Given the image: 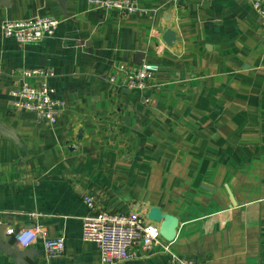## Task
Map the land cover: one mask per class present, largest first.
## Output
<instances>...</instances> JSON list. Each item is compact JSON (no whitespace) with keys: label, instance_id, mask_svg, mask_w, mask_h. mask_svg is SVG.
Wrapping results in <instances>:
<instances>
[{"label":"crops","instance_id":"1","mask_svg":"<svg viewBox=\"0 0 264 264\" xmlns=\"http://www.w3.org/2000/svg\"><path fill=\"white\" fill-rule=\"evenodd\" d=\"M137 7L143 15L121 17L87 0H0V24L58 20L38 44L0 35V264H100L80 237L86 197L106 213L176 218L174 240L161 242L178 257L264 264V29L248 0ZM142 63L158 71L129 90L118 68ZM19 67L53 70L55 125L10 108ZM34 225L64 238L62 255L9 234ZM168 252L120 264H164Z\"/></svg>","mask_w":264,"mask_h":264},{"label":"built area","instance_id":"2","mask_svg":"<svg viewBox=\"0 0 264 264\" xmlns=\"http://www.w3.org/2000/svg\"><path fill=\"white\" fill-rule=\"evenodd\" d=\"M251 10L264 29V0H248ZM93 10L116 11L121 17L141 16L144 11L137 7V0H87ZM58 20L50 17H34L16 21H3L0 24V35L3 39L13 40L17 45L38 44L45 38L53 37ZM128 81V89L142 92L153 73L158 71L154 64L142 63L138 66L122 65L118 68ZM54 75L48 68L19 67L12 71L13 79L10 91V108L16 112H30L37 122L50 126L64 111L63 101L54 96L48 79ZM113 82V79H110ZM148 102L147 98H142ZM87 210L81 218L80 237L84 242L97 245L100 252V264H120L134 260L139 255L149 256L154 248L168 252V244L161 242L159 225L150 222L139 214L113 212L106 213L96 207L90 197L83 200ZM35 214L31 220L35 221ZM13 241L21 248L30 245L37 238H42L48 256H60L64 252V238L47 237L40 227L34 225L16 232L10 231ZM162 243V244H161ZM164 264H206L178 257L168 252Z\"/></svg>","mask_w":264,"mask_h":264},{"label":"water","instance_id":"3","mask_svg":"<svg viewBox=\"0 0 264 264\" xmlns=\"http://www.w3.org/2000/svg\"><path fill=\"white\" fill-rule=\"evenodd\" d=\"M163 41L167 46H171L172 42L174 41V33L172 31H167L163 35ZM140 63L141 61L139 64ZM230 199L232 203L235 204L231 195ZM147 220L159 225V234L163 241L170 243L174 240L176 229L178 227V220L176 218L167 214H163L159 209L151 208L148 211Z\"/></svg>","mask_w":264,"mask_h":264}]
</instances>
